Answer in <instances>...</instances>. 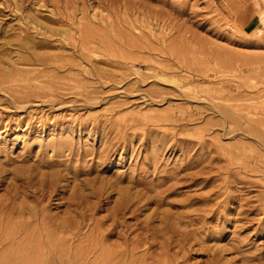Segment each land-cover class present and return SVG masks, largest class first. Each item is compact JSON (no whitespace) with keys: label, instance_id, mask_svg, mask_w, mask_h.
Returning <instances> with one entry per match:
<instances>
[{"label":"rangeland","instance_id":"obj_1","mask_svg":"<svg viewBox=\"0 0 264 264\" xmlns=\"http://www.w3.org/2000/svg\"><path fill=\"white\" fill-rule=\"evenodd\" d=\"M263 13L264 0H0V264L40 257L10 247L3 208L31 169L64 184L43 215L78 208L86 230L43 264H264Z\"/></svg>","mask_w":264,"mask_h":264},{"label":"bare ground","instance_id":"obj_2","mask_svg":"<svg viewBox=\"0 0 264 264\" xmlns=\"http://www.w3.org/2000/svg\"><path fill=\"white\" fill-rule=\"evenodd\" d=\"M258 6V5H257ZM255 9H257V8H255ZM261 11V10H260ZM259 12V11H258ZM264 14V13H263ZM263 17V16H262ZM264 18V17H263ZM21 38V37H20ZM11 40H12V38H10ZM20 39L18 38V41H19ZM21 41L22 40H20V43H21ZM25 41V40H24ZM10 42V41H9ZM23 42V41H22ZM15 44H17V42H14ZM25 43V42H24ZM24 43H21V44H23L24 45ZM36 42H34V40H33V38H29V35H27V40H26V44H27V46L29 47L28 49H30L31 48V51H32V49L34 50L36 47L34 46L33 47V45L35 44ZM20 44V45H21ZM33 44V45H32ZM18 45V44H17ZM22 45V46H23ZM22 46H19L20 47V49L22 48ZM18 47V48H19ZM24 47V46H23ZM25 49H27V48H25ZM44 58V57H43ZM44 60H47V61H51V59H47V58H44ZM45 62V61H44ZM43 63V62H42ZM45 65V64H44ZM28 81V80H27ZM31 81V80H30ZM25 83V82H24ZM29 83V82H28ZM22 86H25V85H22ZM26 87V86H25ZM49 163V162H48ZM47 163V164H48ZM65 167V166H64ZM36 169V168H35ZM41 169H42V167H41ZM64 169V168H63ZM62 169V170H63ZM65 170V169H64ZM28 171V170H27ZM39 171V170H38ZM55 171H56V169H55ZM58 171H60V168H59V170H57V172ZM19 172V171H18ZM34 171H32V169L28 172V174L22 179V182H21V184H14V182H13V184H14V186L13 187H11V189H10V192H9V194H7V197H6V199L4 198V200H3V208H8V209H10V212H11V214H12V216H10V213H9V216H10V218H11V221H10V223L13 221V219L14 218H16V221L15 222H13L14 224L13 225H15V227H16V231H15V233H12V237H10L9 238V243L10 244H12V246H10L11 248H13V246H15V244H13V243H15L16 242V244H18L19 246L17 247V245H16V248H15V251H17V252H22V254H23V256L24 255H27V256H29V257H27V258H29L30 259V261H32V259L34 258V257H32V258H30V256L31 255H40V257L38 258V259H33L34 261H32V262H35V263H37V264H43L42 262H45L46 260L44 259L45 258V253H43L44 251H42L43 249H45L44 247H46V246H53V248H55V247H59V245H63V244H65L66 242L67 243H69V241L70 240H67L66 239V237H64V236H61L62 234L64 235V233L66 232V231H73V230H75L76 231V229H77V231L76 232H79L78 234L79 235H82V234H84L85 232H86V230H85V227H81V223L80 222H78L77 220H76V218H77V216L79 217L80 215L78 214V213H80V212H77V210H78V208H75V209H73V211H71L70 210V213H68L69 215L67 216V217H60L61 219H58V220H56V219H54V221H52V222H50L49 221V219H47L46 218V215L44 216L43 215V213H44V211H45V209H46V204H45V202L43 203V199L44 198H42L43 196L45 197V194H47L48 193V195H46V197L47 196H52V193L55 195V192H58L59 193V190H60V188L62 189V185H64L63 184V182L61 183L59 180H61V179H59L58 177L60 176H58V174H57V178L59 179V180H57V179H55V175H51V176H55L54 178H50L49 177V179L48 180H44V178L46 177V174L47 173H42V172H38V177L39 178H41L40 176H42V179L43 180H39V179H37L38 181H40L39 183V185L37 184L38 183V181H37V183L36 182H34L33 180H32V177H34V176H36L37 175V173H36V175H33L32 176V174H34L33 173ZM54 172V171H53ZM56 172V173H57ZM66 172V171H65ZM68 172V171H67ZM20 173V172H19ZM52 173V172H51ZM60 173V172H59ZM21 174H23L22 172H21ZM25 174H26V171H25ZM67 174H69V173H67ZM66 174V175H67ZM15 175V174H14ZM47 175H49V174H47ZM69 176V175H68ZM13 177H15V176H13ZM62 177V176H61ZM63 178H64V176H63ZM15 179V178H14ZM18 180V179H17ZM16 180V181H17ZM15 181V180H14ZM47 181V182H46ZM12 183V182H11ZM10 183V184H11ZM16 183V182H15ZM12 184V185H13ZM34 184H37L36 186H34ZM65 185H67V182L65 183ZM10 187V186H9ZM8 187V188H9ZM72 188H74V187H72ZM76 188V187H75ZM72 190V189H71ZM76 190V189H75ZM74 191V190H73ZM72 191V192H73ZM128 191V190H127ZM40 192V194H38ZM75 192V191H74ZM128 193V192H127ZM130 193V192H129ZM74 194V193H73ZM72 194V195H73ZM53 195V196H54ZM134 195V194H133ZM132 195V196H133ZM52 196V197H53ZM122 196H124V195H122ZM126 196V195H125ZM124 196V197H125ZM130 196H131V194H130ZM131 196V197H132ZM5 197V196H4ZM52 197H50V198H52ZM124 197H122V198H124ZM133 197H135V196H133ZM29 198H33V203H32V201H31V203H29V201H27ZM50 198H48V199H50ZM79 198V197H78ZM47 199V200H48ZM126 199V198H125ZM127 199H128V195H127ZM51 200V199H50ZM49 200V201H50ZM129 200H131V198L129 199ZM48 201V202H49ZM74 201H76L75 203H77V199H74ZM80 202H81V199L79 200ZM84 201V200H83ZM122 201V200H121ZM124 201V200H123ZM122 201V202H123ZM47 202V203H48ZM71 202H73V200L71 201ZM1 204V203H0ZM45 204V205H44ZM49 204V203H48ZM122 204V203H121ZM76 205H78V203L76 204ZM1 207H2V204L0 205ZM70 206V205H69ZM119 206H120V203H119ZM128 206H129V203H128ZM121 207H122V205H121ZM126 208V207H125ZM2 209V208H1ZM7 209V210H8ZM5 210V209H4ZM1 211V212H6L7 210H5V211ZM9 212V211H8ZM67 212H69V211H67ZM1 214V213H0ZM8 214V213H7ZM13 214H15V216H13ZM45 214V213H44ZM80 214H82V213H80ZM3 216V215H2ZM83 215H81V217H82ZM84 217V216H83ZM53 220V219H52ZM0 221H2L1 219H0ZM3 221H4V219H3ZM7 221H9V219H7ZM35 221H38L37 222V226L39 227V228H37L36 230H38L39 231V229H42V230H40L41 232H37V234H39L38 235V240H35L34 241V236L30 233V231L29 232H27L28 230H29V228H31L32 227V225H31V223H36ZM6 222V221H5ZM54 222V223H53ZM115 222V221H114ZM174 223H175V221H174ZM176 224V223H175ZM30 225H31V227H30ZM1 226H2V224H1ZM8 226V225H7ZM34 226V225H33ZM175 226V225H174ZM5 228V227H4ZM12 228H13V226H12ZM31 229H33V228H31ZM9 230V229H8ZM14 230V229H13ZM34 232V231H33ZM74 232V231H73ZM30 233V234H29ZM68 233V232H67ZM10 234V233H9ZM34 234H35V232H34ZM37 234H36V237H37ZM8 236H10V235H8ZM21 236H23L22 238H21ZM32 236H33V238H32ZM7 238V237H6ZM18 238H21V240L19 241L18 240ZM36 239V238H35ZM3 240V239H2ZM4 241V240H3ZM2 241V242H3ZM6 241V240H5ZM103 241H104V239H103ZM144 242V241H143ZM1 243V242H0ZM4 243V242H3ZM6 243V242H5ZM103 243V242H102ZM23 244H24V247H22L23 246ZM70 244H73V242H71ZM74 245V244H73ZM72 245V246H73ZM101 248H104V246L102 247V245H101ZM108 250L110 249V247L108 248V246L106 247ZM105 248V249H106ZM106 249V251L107 252H102V251H104V249H102V251H100V253H99V255L97 256L98 258H99V256L103 259L104 258V260L105 259H111L112 258V256H114L113 254H111L110 252L112 251H109L108 252V250ZM101 250V249H100ZM16 252V253H17ZM116 252H117V250H116ZM118 252H119V250H118ZM15 253V254H16ZM18 254V253H17ZM118 255V254H117ZM117 255H115L113 258H115ZM5 256V255H4ZM22 256V255H21ZM120 256V255H119ZM11 257V256H10ZM25 257V256H24ZM37 257V256H36ZM44 257V258H43ZM3 258V257H2ZM9 258V257H8ZM14 258V257H13ZM23 258V257H22ZM112 258V259H113ZM11 259V258H10ZM21 259V258H20ZM48 259V258H47ZM19 260V259H18ZM24 260V259H23ZM96 260V259H95ZM104 260H102V261H104ZM97 261V260H96ZM98 261H99V259H98ZM25 262V261H24ZM28 262V261H27ZM31 262V263H32ZM47 262V261H46ZM71 264V263H70Z\"/></svg>","mask_w":264,"mask_h":264}]
</instances>
